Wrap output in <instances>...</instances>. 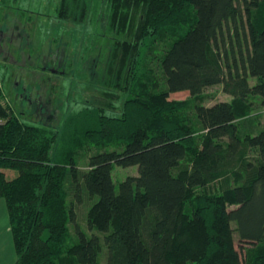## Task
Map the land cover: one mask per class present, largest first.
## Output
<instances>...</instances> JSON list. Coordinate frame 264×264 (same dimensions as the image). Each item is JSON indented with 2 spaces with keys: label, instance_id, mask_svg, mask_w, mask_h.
Wrapping results in <instances>:
<instances>
[{
  "label": "trees",
  "instance_id": "trees-1",
  "mask_svg": "<svg viewBox=\"0 0 264 264\" xmlns=\"http://www.w3.org/2000/svg\"><path fill=\"white\" fill-rule=\"evenodd\" d=\"M103 2L109 31L129 40L111 56L121 52L133 71L129 84L150 41L170 40L160 60L166 88L122 87L118 115L97 113L94 129L82 134L96 147L122 150L94 155L79 169L68 156L53 160L59 130L24 122L2 102L0 86V200L14 264H99L94 231L104 236L108 264H264V129H241L251 98L264 101V0ZM57 9L59 20L83 23L88 1L61 0ZM219 85L231 101L196 102ZM184 92L190 100L170 99ZM252 151L257 163L245 160ZM115 165L138 168L118 192ZM6 170L18 175L9 179ZM222 180L221 190L210 191ZM85 199L95 200L86 214L91 236L77 223ZM71 225L79 237L73 243Z\"/></svg>",
  "mask_w": 264,
  "mask_h": 264
},
{
  "label": "rangeland",
  "instance_id": "rangeland-1",
  "mask_svg": "<svg viewBox=\"0 0 264 264\" xmlns=\"http://www.w3.org/2000/svg\"><path fill=\"white\" fill-rule=\"evenodd\" d=\"M87 1L88 10L84 22L74 23L57 18V8L61 0H0V34H3L0 37V86L5 95L2 102L4 104L10 102L19 113H22L21 118L27 124L41 123L48 129L59 130V138L53 149V160L62 163L68 156L76 161L79 169H86L94 155L115 148L118 151L122 150L115 144L105 148L96 147L82 134L86 130L94 129L93 118L97 113L107 116L118 115L115 111H119L126 99L124 91H121L122 87L132 88L133 84L134 87L137 86V90H142L143 83L146 82L149 91L166 88L160 60L170 44L167 38L150 41L140 64L139 62L137 64L138 77L129 84L133 71L130 72L128 64L122 62L121 52L119 51L118 59L111 58L115 52L114 45L119 46L124 40H129L109 31L106 3L103 0ZM57 52L65 63L62 69L58 68L64 74L46 72L44 75L42 59L54 56ZM47 68L53 66L49 65ZM250 83L255 85L256 81L250 79ZM109 93L115 94V97L119 95L118 99L112 100ZM205 96L207 99H197L196 102L210 105L216 101L232 100L231 95L223 92L222 85L207 89ZM190 97L189 93L184 92L173 94L170 99L187 101ZM41 98L43 103L47 99L53 103L51 108L53 111L58 110L57 118L47 119L45 109L40 108V104L37 103ZM250 101L252 104L248 111L249 118L243 120L241 129L243 133H259L264 129V101L259 97H252ZM110 102L112 104L108 106ZM100 105L105 111L98 110ZM112 107L117 110H112ZM188 114L194 116L193 109ZM81 140L84 143L77 146L76 143L79 144ZM245 160L257 163V154L249 152ZM4 172L9 179L18 175L13 170ZM137 175V167L122 168L115 165L113 178L116 191H119V184L127 177ZM224 183L222 180L213 184L210 191L221 190ZM204 191L200 189L198 193ZM94 202L95 200L85 199L76 208L77 223L87 236L93 234L87 225L86 214ZM191 207L190 202L187 208L190 210ZM71 233L72 238L69 242L78 241L77 230L73 225ZM94 234L101 238L102 244L98 262L108 264V249L103 240L104 236L97 231H94ZM236 247L242 251L239 244ZM16 259L8 208L5 199H1L0 264H14Z\"/></svg>",
  "mask_w": 264,
  "mask_h": 264
},
{
  "label": "flooded vegetation",
  "instance_id": "flooded-vegetation-1",
  "mask_svg": "<svg viewBox=\"0 0 264 264\" xmlns=\"http://www.w3.org/2000/svg\"><path fill=\"white\" fill-rule=\"evenodd\" d=\"M2 35L3 34H0V37H2ZM60 52V51H59ZM56 58L58 59V60H56ZM41 64L42 65H44L43 67H42V70H43V72L45 73L44 75H46V72H50V73H52V74H64V72H62L61 70H59V69H62V67H63V65L65 64V63H63V59L61 58V57H59V54H58V52L56 53V55H52L51 57L50 56H48V57H45V58H43L42 59V61H41ZM49 65H52L53 66V68H47ZM59 68V69H58ZM51 74V75H52ZM31 103V102H30ZM37 103H39L40 104V108H43V109H45L44 111V113L45 114H47V119L48 120H50V119H52V118H57V115L56 114H58V110L57 109H55L54 111H53V103L50 101V100H46V102L45 103H43V101H42V98L40 99V101L39 102H37ZM51 106H52V108H51ZM43 113V114H44ZM54 114H55V117H54Z\"/></svg>",
  "mask_w": 264,
  "mask_h": 264
},
{
  "label": "crops",
  "instance_id": "crops-1",
  "mask_svg": "<svg viewBox=\"0 0 264 264\" xmlns=\"http://www.w3.org/2000/svg\"><path fill=\"white\" fill-rule=\"evenodd\" d=\"M6 65V64H5Z\"/></svg>",
  "mask_w": 264,
  "mask_h": 264
}]
</instances>
